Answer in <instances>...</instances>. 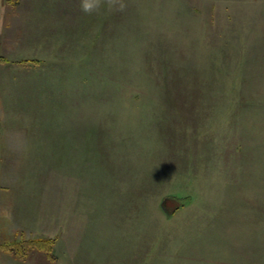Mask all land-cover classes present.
I'll return each mask as SVG.
<instances>
[{"label":"rangeland","instance_id":"374dc122","mask_svg":"<svg viewBox=\"0 0 264 264\" xmlns=\"http://www.w3.org/2000/svg\"><path fill=\"white\" fill-rule=\"evenodd\" d=\"M81 2L0 0V254L54 253L34 233L76 200L137 213L155 251L239 248L264 215V58H226L179 0Z\"/></svg>","mask_w":264,"mask_h":264},{"label":"crops","instance_id":"0c3cea01","mask_svg":"<svg viewBox=\"0 0 264 264\" xmlns=\"http://www.w3.org/2000/svg\"><path fill=\"white\" fill-rule=\"evenodd\" d=\"M179 1L183 2L182 8L187 9L184 11L189 20L198 19L205 29L214 31V35L209 36L210 40H217L216 34L226 32L223 46L226 48V58H264V0ZM173 2L177 6V0ZM219 20H226L223 29ZM233 39L235 42L232 44ZM253 169L259 189L261 185L264 186V168L259 164ZM255 196L264 203L259 191ZM64 206L65 210H61L58 221H55L57 231L43 226L32 232L40 237H56L54 253L51 249L50 252L38 250L20 258L18 254L10 256L2 252L0 264H264V215L252 217V231H245L244 227L239 226L237 249L194 247L179 252L166 247L155 251L156 247L149 240L159 234H149L148 237L144 224L146 219L135 216L137 213L120 210V206L115 207L111 202L95 200H76L74 204L68 201ZM254 209H258L255 203ZM36 219L39 218L31 220ZM44 219L48 222L47 217ZM193 222L202 225L197 228L205 226L202 235L194 242L212 234L211 218L198 217ZM172 235L168 234L167 239Z\"/></svg>","mask_w":264,"mask_h":264},{"label":"clouds","instance_id":"9594fccd","mask_svg":"<svg viewBox=\"0 0 264 264\" xmlns=\"http://www.w3.org/2000/svg\"><path fill=\"white\" fill-rule=\"evenodd\" d=\"M102 0H82L81 9L85 13H93L98 11L101 7ZM123 5H121V9H123Z\"/></svg>","mask_w":264,"mask_h":264},{"label":"trees","instance_id":"16d2710c","mask_svg":"<svg viewBox=\"0 0 264 264\" xmlns=\"http://www.w3.org/2000/svg\"><path fill=\"white\" fill-rule=\"evenodd\" d=\"M167 199L164 201V204H167ZM29 245H39L41 247H46L47 249L50 247L51 249V244H53V240H47V239H38V240H29L28 241ZM49 250V249H48Z\"/></svg>","mask_w":264,"mask_h":264}]
</instances>
